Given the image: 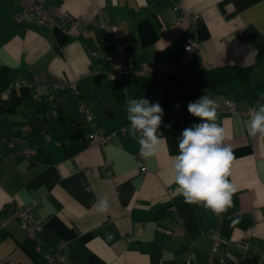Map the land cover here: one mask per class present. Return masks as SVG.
Wrapping results in <instances>:
<instances>
[{
  "label": "crops",
  "instance_id": "crops-1",
  "mask_svg": "<svg viewBox=\"0 0 264 264\" xmlns=\"http://www.w3.org/2000/svg\"><path fill=\"white\" fill-rule=\"evenodd\" d=\"M175 2L200 16L190 32L198 51L193 65L182 69L191 68L187 77L170 83V92L155 101L164 109L160 132L167 145L144 159L138 158L139 144L130 135L126 112L135 77L124 73L111 81L114 63L91 53L113 56L110 36L89 22L66 31L35 21L15 22V4L0 0V68L11 78L34 83L32 89L14 92L11 103L48 126L41 132L31 124L20 125L34 149L29 156L11 157L0 149V258L10 257L17 264H209L210 231L220 217L221 243L214 264H264V140L248 134L249 113L223 110L227 97L242 111L264 99H238L223 86L208 95L220 104L217 123L229 132L226 143L234 152L229 179L237 191L226 213L186 204L175 191L171 159L178 154L181 132L199 123L187 105L201 97L195 82L203 70L253 65V77L264 81V62H256L264 45V0H48L85 20L119 22L126 36V60L135 69L151 60H178L187 31L184 24H175ZM70 81L79 86L92 118L105 131H115L103 151L77 139L89 126L77 112L76 100L67 91L50 89V84ZM36 95L42 97L37 106L29 101ZM4 98L0 91V101ZM53 109L59 118L51 117ZM12 125H3L0 134L8 136L17 128ZM105 160L110 167L104 166ZM104 197L110 208L101 214L93 205ZM33 201L43 224L39 251L17 220L1 223L13 206ZM61 240L67 243L64 261H47L43 252L53 251Z\"/></svg>",
  "mask_w": 264,
  "mask_h": 264
},
{
  "label": "built area",
  "instance_id": "built-area-1",
  "mask_svg": "<svg viewBox=\"0 0 264 264\" xmlns=\"http://www.w3.org/2000/svg\"><path fill=\"white\" fill-rule=\"evenodd\" d=\"M15 4L14 10L12 12V19L19 23H29L37 22L40 25H46L50 27H59L61 30L66 31L69 28H76L80 24L89 22L105 31L111 38L113 42V56L100 55L95 51H91L92 55L111 61L115 65V70L110 74V80H119L121 74H129L135 78H142L146 76H154L156 78H161L166 74H172L178 72L182 69L188 68L196 61L198 42L193 34V30L196 27V23L199 19V14H190L182 8L179 2H175L172 9L177 15L175 24H184L187 33H184L182 53L179 55L178 60L174 64L159 63L156 60H151L148 62L147 66L135 69L131 66L130 62L126 60L127 57V47H126V36L122 30L119 22L110 23L107 20L97 21L96 19L85 20L79 15L72 14L71 12L60 9L57 6H52L48 4V0H12ZM34 83L27 78L19 77L14 78L7 82L1 93L5 97L11 96L18 89H32ZM50 89L52 91L56 90H66L69 92L71 97L76 100L77 112L83 116L84 121L89 126V131L84 134H78L77 139L79 141L87 140L88 142L95 143L100 150H104L105 145L108 143L109 139L115 133V131H105L93 118L90 109L87 107L86 103L82 99L81 91L79 86L75 81H70L64 84H50ZM35 100L40 102L42 100L41 95H36ZM258 104V103H257ZM256 103L250 105L247 110H239L236 106V101L232 98L227 97L224 100L223 110L230 112L232 114L239 113L241 115H246L249 110L257 105ZM58 111L56 109L52 110L51 115L57 116ZM122 130H125L123 127ZM0 149H5L9 156L14 157L16 155L29 156L34 152V149L30 146L27 139L22 136H3L0 134ZM138 158H141L139 155ZM111 163L108 160L104 161L105 167H110ZM146 165L142 161L140 166V171L144 173L146 171ZM35 201L26 205L13 206L9 210L4 219H2V224H5L8 220H17L25 229L28 237L35 239L36 249L39 251L42 239L40 237V232L42 230V222L38 219L36 213L33 210ZM175 218L178 215L173 214ZM222 220L218 217L216 224L211 229V250L209 253V264H214L213 254L217 251L218 246L221 243L220 240V225ZM240 246L244 249L248 247V242H240ZM67 249V243L65 240H61L56 244L53 251L43 252L45 258L49 262L53 261H64V252ZM0 264H17L10 257L0 258Z\"/></svg>",
  "mask_w": 264,
  "mask_h": 264
},
{
  "label": "clouds",
  "instance_id": "clouds-1",
  "mask_svg": "<svg viewBox=\"0 0 264 264\" xmlns=\"http://www.w3.org/2000/svg\"><path fill=\"white\" fill-rule=\"evenodd\" d=\"M219 108L218 100L206 94L188 103L187 111L199 123L181 132L178 154L171 157L175 191L186 204L203 207L216 215L226 213L233 206L237 191L229 179L234 152L226 143L230 139L229 132L217 123ZM126 112L130 135L139 144V155L144 159L157 156L161 147L167 145V138L160 132L164 115L160 103H152L144 97H130L126 101ZM247 131L250 136L264 140V103L249 110ZM93 206L97 212L105 214L110 202L107 197L98 198Z\"/></svg>",
  "mask_w": 264,
  "mask_h": 264
},
{
  "label": "trees",
  "instance_id": "trees-1",
  "mask_svg": "<svg viewBox=\"0 0 264 264\" xmlns=\"http://www.w3.org/2000/svg\"><path fill=\"white\" fill-rule=\"evenodd\" d=\"M256 62H264V45L261 46L256 55ZM253 65L252 66H236V65H224L218 68L205 69L203 72L198 75L196 78L197 91L201 96L209 95L213 92L219 90V87H224L226 90L235 96L236 98H252L256 101H261V97L264 96V81L260 77H253ZM191 69V68H190ZM190 69L180 70L179 72L173 74H166L161 78H156L154 76H146L142 78H133V81L136 85L134 92L132 94L133 98H146L150 102H155L168 94L170 92L169 84L178 83L185 77H187V72ZM3 68H0V91L3 90L8 81L14 79L9 76V74L3 71ZM194 74H190V76ZM133 76H131L132 78ZM117 82L118 80H111ZM60 92H66V90H59ZM34 101V105H38V102L33 98L29 101ZM11 97H5L0 101V110L5 109L6 107L15 105V101L11 103ZM52 118H59L60 115L57 113V116H51ZM12 125L13 123H9ZM4 123L0 122L2 127ZM8 125V124H6ZM17 125L16 129H11L9 137L13 136H22L27 137L26 132L21 130L20 125ZM13 127V125L11 126ZM31 128L38 130L37 127L31 125Z\"/></svg>",
  "mask_w": 264,
  "mask_h": 264
},
{
  "label": "water",
  "instance_id": "water-1",
  "mask_svg": "<svg viewBox=\"0 0 264 264\" xmlns=\"http://www.w3.org/2000/svg\"><path fill=\"white\" fill-rule=\"evenodd\" d=\"M3 20L4 19L0 15V22H2ZM0 122L4 123V125L9 123L31 124L37 127L41 132H45L48 130V126L45 125L43 121L39 120L38 115H27L26 113H20L17 110V107L14 105L0 110Z\"/></svg>",
  "mask_w": 264,
  "mask_h": 264
},
{
  "label": "rangeland",
  "instance_id": "rangeland-1",
  "mask_svg": "<svg viewBox=\"0 0 264 264\" xmlns=\"http://www.w3.org/2000/svg\"><path fill=\"white\" fill-rule=\"evenodd\" d=\"M13 2V1H12ZM15 92H17V90L15 91ZM26 108V107H25ZM82 116V115H81Z\"/></svg>",
  "mask_w": 264,
  "mask_h": 264
}]
</instances>
